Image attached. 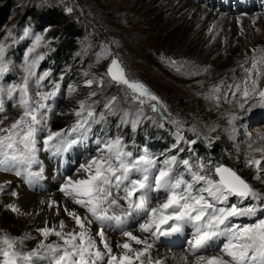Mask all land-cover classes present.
<instances>
[{"label": "snow or ice", "instance_id": "6c2138e0", "mask_svg": "<svg viewBox=\"0 0 264 264\" xmlns=\"http://www.w3.org/2000/svg\"><path fill=\"white\" fill-rule=\"evenodd\" d=\"M9 38L11 43L7 42ZM26 39H31V44L20 65V82L6 83V77L17 72L8 52ZM49 45L44 35L28 27L23 28L22 34L8 30L0 39V113L5 112L6 102L20 110L8 126L0 128V172L14 173L33 187L44 176L41 153L50 158L62 157L74 147L86 144L94 126L105 124L110 115H119L121 124L136 128L145 105L153 112L167 111L146 85L130 78L119 56L102 45L96 62L110 58L105 72L83 81V87L95 86L96 90L75 99L81 86L68 84L67 96L75 99V106L67 112H57L56 101L62 94L65 74L53 80L51 69L38 70L46 58L38 50ZM252 51L250 60L245 61L251 67L241 65L247 73L244 80L233 85L221 81L210 89L209 98L219 102L223 87L234 88L223 96L239 97L237 103L242 111L250 114L256 104L264 107V88L259 86L264 79V54L257 56L256 50ZM111 84L124 92L129 104L139 105L135 112L119 107L117 95L105 97L103 110H97L101 101L92 98ZM54 115H71L73 119L69 125L54 129ZM240 118L236 114L228 118L233 133V122ZM171 123L177 125L176 142L171 146L177 152L163 153V159L146 148L127 150L122 135L98 134L92 141L95 154L71 174L61 175L58 191L64 200L40 201L48 209H55L57 217L63 212L74 227L69 229L65 219L51 225L45 219L44 225L36 229L41 238L29 250H24V242L33 239L29 233L18 237L0 234V264H168L169 260L175 264H264V215H260L264 213V192L254 188L235 169L211 160L202 161L193 148L199 133L196 139L186 140L182 122ZM189 131L195 133L196 129ZM258 138L264 139V134H258ZM181 144L188 145V158H180L185 151ZM252 151L262 156L247 159L245 166L254 168L252 179L264 184V147ZM3 191L4 185H0V192ZM4 207L27 215L16 204ZM237 218H249L251 222H234ZM133 221L135 230L128 227ZM93 225L97 226L95 233ZM109 229L119 231L122 239L113 243L107 235ZM52 236L57 239L48 242ZM177 236L185 239L186 246L180 253L171 257L153 254L158 242Z\"/></svg>", "mask_w": 264, "mask_h": 264}, {"label": "rangeland", "instance_id": "374dc122", "mask_svg": "<svg viewBox=\"0 0 264 264\" xmlns=\"http://www.w3.org/2000/svg\"><path fill=\"white\" fill-rule=\"evenodd\" d=\"M194 1L212 6L218 10L217 12L220 11L219 13L229 12V9L233 11L229 12V14L243 12L250 15L255 11L264 12V0H258L260 3L257 0ZM8 3L10 6H8L6 17L0 22V39H4L8 30L22 34L23 28H31L34 33L44 35L45 39L50 41L49 46L41 47L38 50L44 53L46 57L41 61L38 70L42 72L51 69V79L53 80H59L61 73L65 74L62 94L56 101L57 112H67L75 106V99L84 98L89 91L96 90L95 86L91 89L83 87V81L86 78H92L93 75L98 77L105 72L110 58L101 60L99 63L96 62V53L101 51L102 45L108 46L113 54L119 56L131 79L141 81L146 85L152 93L160 98L167 108V111L161 109L153 112L148 105H145L140 123L136 128H133L130 124H121L119 115H110L107 117L105 124L94 126L92 135L86 144L74 147L62 157L50 158L48 155L41 153L40 158L44 162L45 169L44 176L37 186L28 185L32 192L45 193L48 190V182L52 180L59 186L61 175L71 174L80 163L85 162L90 155L95 154L96 146L92 141L101 133L110 136L122 135L129 151L136 152L146 148L160 159L164 158L161 154L166 152L170 155L176 154L177 149H172L171 146L176 142L174 133L177 131V125L171 123L172 120L182 122L181 131L186 140L196 139L197 133H199L200 138L193 148L196 156L200 157L202 161L211 160L213 163H223L235 169L254 188L264 192V184L252 179L255 169L245 166L247 159L252 157L261 158L262 156V153H254L250 150L248 145H250V140L257 139L256 133L264 128V107L256 104L251 113L249 114L248 112L247 118L233 122L235 131L240 134V137H235L233 126L232 128L225 127L214 119L213 115L215 112L208 107L212 103L188 100L176 94L174 89L178 85L175 83L179 81L183 83V80L171 74L172 72H167L162 68L156 69L155 67L158 64L153 58L157 57L160 61H165L168 58L167 55L161 54L160 47L163 41L168 39L167 37L183 30L185 24L180 23L167 30V25H163L161 21V18L166 16V12L160 9L162 0H0V7ZM143 6H148L149 10L143 16H140L138 14ZM31 8L34 10L29 15L27 10ZM51 8L58 9L64 15L65 21L73 24L78 35L76 39L72 40L74 44L72 45L73 49L70 50L71 57L66 58V61L64 59L61 62H53L51 60L52 42L55 41L51 31L57 26L44 25L36 27L35 25V19ZM67 8H71L72 11L67 12ZM127 8L134 15L131 13L128 19L125 20L127 18L125 9ZM165 29L167 30L166 34L162 32ZM153 33H155L154 37L157 39L156 43L148 41L150 46L142 47V50H140V45L147 43L145 41L146 37L149 39L153 38L150 36ZM59 35L57 37L58 41L62 40L63 36L67 38L63 32ZM260 38V42L253 48L254 50L264 46V35H261ZM7 42L11 43V39L9 38ZM30 44L31 39H26L9 50L8 56L17 65V72L8 75L6 83L20 82V78L23 75L20 65L23 61L24 52ZM190 46L192 47L191 50H193L196 45L191 43ZM230 52L227 58L228 65L238 55L240 50L232 48ZM148 57L151 60H148ZM224 69V66L220 67V70ZM85 73L88 74L87 77L84 75ZM215 80L217 83L221 81L217 77ZM72 83L81 86L80 92L75 99H70L67 96V85ZM259 86L264 88V79L260 81ZM113 95L120 97L119 107L131 109L133 112L139 107V105L133 106L129 104L124 99V92L117 85L111 84L106 86L103 91H97V95L92 98L101 101V103L96 105L97 110H103L105 97ZM19 112L20 110L13 107L11 102H6L5 112L0 113V128L8 126L19 115ZM72 119L71 115H54L51 121L52 127L54 129L65 127L70 124ZM161 124L163 127L160 126ZM192 128L196 129L195 133L189 131ZM205 137L208 139L206 140ZM181 147L185 151L180 153V158H188V145L181 144ZM199 147L202 148L201 152L198 151ZM11 174L16 177L17 181L24 183L14 173ZM9 191L12 192L11 190ZM3 195H9V193H2L1 196ZM233 202L235 201L233 200ZM44 206L46 205L36 203L34 210L43 215L47 212ZM69 206L72 207L71 204ZM1 208L2 203L0 200V234L7 233L10 236L18 237L24 233H29L33 239L24 242V250L35 247L41 238L36 232L40 225L36 221L26 224L22 214L13 213L6 209L2 210ZM41 209L43 210L40 211ZM260 215H264V213H260ZM234 222L249 223L251 221L249 218H237ZM56 239L54 236L49 237L48 242ZM170 240L165 239L160 241V243L164 247H170ZM172 240L180 243L179 246L182 248L186 246L183 237L177 236L172 238Z\"/></svg>", "mask_w": 264, "mask_h": 264}, {"label": "bare ground", "instance_id": "6f19581e", "mask_svg": "<svg viewBox=\"0 0 264 264\" xmlns=\"http://www.w3.org/2000/svg\"><path fill=\"white\" fill-rule=\"evenodd\" d=\"M160 9L166 12V16L161 18V21L163 25H167V30L180 23L185 24V28L170 35L166 41H163L160 52L163 55H167L168 58L165 61H160L157 57L153 58L158 64L155 68H162L167 72H172L171 74L183 80V83L179 81L175 83L178 86H174V90L179 96L188 100L212 103L208 107L214 110L213 116L217 123L232 128L233 125L228 123V118L231 114L240 116V119L247 118L248 112L242 111L238 107L237 101H239V97L234 98L230 94L226 97L223 96V93H230L235 90L234 88L223 87L222 93H220L222 98L219 102L209 98L207 94L214 85L221 81L227 85H233L241 83L244 80L247 73L241 65H245V61L250 60V57L254 54L253 48L260 42L261 35H264V12L255 11L250 15L243 12L229 14V12H233L229 9V12L219 13L220 11L217 12L218 10L214 7L194 0H162ZM147 10H149L148 6H143L138 15L143 16ZM125 13L127 15L126 20L132 12L127 8L125 9ZM167 30L165 29L162 32L166 34ZM150 36L153 38L149 39L146 37L145 41L147 43L141 44L140 50H142V47L150 46L148 41L156 43L155 33ZM191 43L196 45L193 50H191ZM232 48H238L240 52L228 65L227 58ZM255 50V55L257 56L264 54V46ZM148 58V60H151L150 57ZM170 61H175L176 63L173 65ZM222 66L225 67L224 70H220ZM245 66L251 67L250 62ZM216 77L220 78L221 81L217 83ZM234 134L236 135L235 137H240L237 131ZM256 134L257 139L250 140L249 142L251 144L250 150L264 147V139L258 138V134H264V128L260 129ZM15 178L11 173L0 172V185H4V191L0 192L2 210H5L4 206L6 204H16L21 209V213H27V215L22 214L26 224L36 221L42 227L45 219L49 221L50 225L52 223L58 224L60 219H65L69 229L74 227V223L63 212L57 217L55 209L50 210L46 206L44 207L47 212L43 215L34 210L35 204L40 203L41 200L49 198L57 201L64 200L62 194L58 191L59 186L54 183V180L48 182V190L45 193H37L32 192L27 184L26 186ZM8 181L11 183H5ZM9 190L15 191L17 195L1 196L2 193H10ZM68 203L69 205L71 204L70 202ZM71 206L73 207V205ZM80 211L83 214V210ZM128 227L135 230V222H131ZM96 228L97 226L93 225V233H95ZM107 235L113 243L122 239L120 232L112 229H109ZM179 244L171 239L169 241L170 247H164V245L158 242L153 249V254H158L161 257H171L174 253H180L183 250L184 247H180ZM168 264H175V262L169 260Z\"/></svg>", "mask_w": 264, "mask_h": 264}, {"label": "trees", "instance_id": "16d2710c", "mask_svg": "<svg viewBox=\"0 0 264 264\" xmlns=\"http://www.w3.org/2000/svg\"><path fill=\"white\" fill-rule=\"evenodd\" d=\"M8 6H10L9 3L0 7V22L3 21V19H5L6 17ZM33 10L34 9L32 8L27 10V14L30 15ZM35 21L36 27H42L44 25H51L54 27L57 26V28L51 31L53 36L55 37V41L52 42L53 51L51 54V60L53 62H61V60H65L66 58L68 59L69 57H71L70 50L73 49L72 45L74 44L72 40L76 39V37L78 36L73 24L66 22L64 15L55 8H51L49 11L41 13L40 17L35 19ZM61 32H63V34H65L67 38L63 36L62 40L58 41L57 37L59 34H61ZM198 151L201 152L202 148L199 147Z\"/></svg>", "mask_w": 264, "mask_h": 264}]
</instances>
